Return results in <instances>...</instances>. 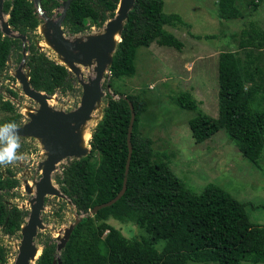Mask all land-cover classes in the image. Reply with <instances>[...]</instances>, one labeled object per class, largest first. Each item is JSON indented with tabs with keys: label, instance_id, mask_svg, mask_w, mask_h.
<instances>
[{
	"label": "trees",
	"instance_id": "obj_1",
	"mask_svg": "<svg viewBox=\"0 0 264 264\" xmlns=\"http://www.w3.org/2000/svg\"><path fill=\"white\" fill-rule=\"evenodd\" d=\"M242 1L245 0H218L217 18L221 22L245 21ZM254 1H248V7H256ZM118 2L72 0L63 21L66 33L79 35L92 26L102 27L114 17ZM61 6V0H41L42 10L49 17ZM163 7L161 0H135L108 67V84L113 94H106L102 117L91 132L90 153L69 160L62 177L57 178L62 194L79 215L113 199L125 178L131 104L134 122L125 192L111 206L83 217L60 253H56V245L49 237L38 235L42 251L36 264H54L57 257L60 264H264V225L253 221L247 210L264 206L241 202L215 182L206 184L199 193L189 190L170 169L169 162L153 159V141L147 134L140 135V117L149 109L143 92L124 94L115 86L117 80L135 75L140 48L157 44L182 50L183 43L165 28L189 24L176 13H165ZM2 11L9 15L11 29L27 38L25 66L30 86L49 96L72 89L69 70L47 57L33 42L41 24L33 0H4ZM235 34L240 36L237 50L218 56L217 117L201 112V103L190 91L170 94L167 99L180 109L196 113L188 121L196 144L224 131L241 156L259 169L264 148V29L251 21L231 36ZM190 35L200 41L217 38ZM20 51V41L3 36L0 31V71L9 55ZM21 56L18 54V58ZM12 105L0 98L2 110L12 112ZM20 119L21 116L13 115L0 124L15 121L19 125ZM18 185L19 181L12 177H0V190L5 194ZM25 216L26 211L8 205L0 195L2 233L15 235ZM109 219L132 223L146 235L126 238L108 224ZM158 243H163L160 250ZM7 257L6 248L0 244V264H6Z\"/></svg>",
	"mask_w": 264,
	"mask_h": 264
},
{
	"label": "rangeland",
	"instance_id": "obj_2",
	"mask_svg": "<svg viewBox=\"0 0 264 264\" xmlns=\"http://www.w3.org/2000/svg\"><path fill=\"white\" fill-rule=\"evenodd\" d=\"M161 1L164 3L165 13H176L189 24V27L166 26L165 28L183 43L182 50L157 44H151L148 48H140L135 62V75L117 80L115 86L119 87L124 94L138 95L143 92L142 95L148 103L149 109L140 117L142 120L141 126H139L140 135L147 134L153 141V151L155 152L153 159L169 162L170 169L189 190L199 193L206 184L215 182L220 187H226L232 196L241 202L253 206H264V148L258 160V169L241 156L236 146L228 140L224 131H219L209 140L196 144L188 125V121L195 117L196 113L180 109L170 99H167L170 94L190 91L193 97L201 103L198 104L201 112L213 118L217 117L218 56L224 51L237 50L240 36L239 34H235V37L231 35L246 27L248 22L252 21L257 27L264 29V0H255L256 7H248L247 3L250 0L242 1L245 5L241 11L246 15V20L229 22H221L217 18L218 0ZM54 16L56 18L58 14H54ZM5 18L7 20V15ZM41 21L34 33L33 42L47 57L59 63L60 57L49 44L45 35L46 25L42 19ZM104 26H92L84 34L79 35L67 34L65 30L64 35L71 42L75 41V37L84 41L88 36L102 33ZM190 34L215 35L217 38L200 41L194 39ZM18 54H21V51L12 54L6 66L0 71L1 102L10 100L13 104L12 112L0 108V121L13 115H19L21 116L20 123L24 124L28 122L29 116L23 114V109L28 108L31 114H34L39 106L23 94L21 86L15 78L17 70L28 74V69L22 61L23 55L21 54V58H18ZM25 54L26 57L27 52ZM77 66L78 73L72 74L71 77L72 89L65 93L59 91L48 101L52 110L71 112L78 108L82 95L80 80L88 81V72L91 70V66L94 67V63L92 65L77 64ZM108 82L109 70L103 74L101 81L103 96L87 123L83 125L85 126L84 131L90 134L89 141L83 147L86 155L91 150V132L102 117L106 94H113ZM114 97L118 99L117 96ZM19 151L25 154L26 158L12 165L0 166V177L7 175V167L14 171L20 185L19 188L11 191L14 195L6 200L11 203V206L16 205L29 210L30 200L33 196L24 192L23 182L28 180L31 188H34V183L40 179V165L46 159V153L36 138L29 137H21ZM68 164V159L62 161L51 175L53 186L61 194V184L57 178L62 177L63 169ZM60 207H62L61 211ZM247 210L250 211L253 221L264 225V207L256 208L255 211ZM77 215L79 214L65 195L48 196L42 213L43 226L39 233L44 236V239L49 236V241L52 240L57 244L56 238L66 227L73 224ZM89 216L91 215L89 214ZM107 222L119 229L126 238H140L142 235H146L144 230L132 223L123 224L113 219H109ZM19 242L20 240L16 236L7 237L0 232V244L8 251V264L14 263ZM156 247L160 250L163 243H158Z\"/></svg>",
	"mask_w": 264,
	"mask_h": 264
},
{
	"label": "water",
	"instance_id": "obj_3",
	"mask_svg": "<svg viewBox=\"0 0 264 264\" xmlns=\"http://www.w3.org/2000/svg\"><path fill=\"white\" fill-rule=\"evenodd\" d=\"M72 0H65L62 4V10L56 19L49 18L42 10L41 0H33L36 11L39 13L46 25L45 35L48 42L55 50L58 56L64 62L70 73L76 75L78 73L77 64L92 65L93 78L87 82L80 80L82 86V95L79 106L71 112L55 111L49 107L48 101L53 97L45 93L34 90L29 83L28 74L22 73L20 70L15 72V78L18 80L21 90L25 96L38 104V109L34 114H29L27 123L19 126V136L36 138L44 152L46 159L41 163L40 179L34 183L31 188L29 181H24V189L27 194H33L30 200V214L28 221L23 227L21 233L20 245L18 247L17 256L14 264H34L38 258L39 247L36 244L37 229L42 227L40 214L44 209V199L47 196H62V194L53 186L51 175L56 170L58 164L66 159H80L86 156V151L80 146V130L85 122L88 121L92 112L96 108L97 103L103 96L101 89V81L103 74L108 72L111 64L112 54L116 45L120 42V34L129 11L133 8L135 0H119L115 15L105 23L102 33L88 36L86 40H78L71 42L65 38L62 30V23L65 19L68 7ZM3 0H0V31L3 36L11 39H19L22 42V61L25 62L26 37L13 31L6 21H2ZM118 37V41H115ZM9 60V59H8ZM131 117L127 131L128 158L125 166V178L120 192L110 201L95 206L90 215H94L98 210L109 207L118 201L126 189V175L129 168V160L131 155L130 137L134 122L133 107L129 104ZM34 189V190H33ZM82 216H75L73 224L64 229L61 237L57 238L58 244L56 251L61 252L70 235L77 224L82 220ZM60 264V259L57 260Z\"/></svg>",
	"mask_w": 264,
	"mask_h": 264
},
{
	"label": "clouds",
	"instance_id": "obj_4",
	"mask_svg": "<svg viewBox=\"0 0 264 264\" xmlns=\"http://www.w3.org/2000/svg\"><path fill=\"white\" fill-rule=\"evenodd\" d=\"M65 0H61V3L63 4V2H64ZM3 2H4V0H3ZM69 8V7H68ZM36 9V8H35ZM60 9V10H59ZM61 10H62V6L60 7V8H57V9H55L54 11H53V14L52 15H54V14H58V16H59V14H60V12H61ZM60 11V12H59ZM44 12V11H43ZM38 13V12H37ZM45 13V12H44ZM46 14V13H45ZM5 15H7V20H5L7 23H8V18H9V15L7 14V13H3V11H2V16H5ZM47 15V14H46ZM38 16L40 17V15H39V13H38ZM49 17V16H48ZM66 17V16H65ZM49 18H53V19H56L55 18V16H52V17H49ZM42 18L40 17V20H41ZM42 22V21H41ZM8 25H9V23H8ZM10 27V26H9ZM11 28V27H10ZM64 29V27H63V23H62V30ZM63 31H65V29L63 30ZM17 33V32H16ZM17 34H19V33H17ZM19 35H22V34H19ZM23 36H25V35H23ZM26 37V36H25ZM15 40H19V39H15ZM26 40H27V38H26ZM20 41V43H21V47H22V49H23V46H22V42H21V40H19ZM28 45V41H26V43H25V45H24V49H25V47ZM26 52V51H25ZM25 63V62H24ZM70 72V71H69ZM72 74V73H71ZM8 101H10V100H8ZM5 102V101H4ZM11 102V101H10ZM21 125H23V123H21V124H19V125H17V123L15 122V121H10V122H6V123H4V124H0V166H7V165H12V164H15V163H17V162H19V161H22V160H24L26 157H25V154H23V153H21L19 150H20V148H21V137L19 136V126H21ZM24 138V137H23ZM68 160H71V159H68ZM62 162V161H61ZM8 169H6V171H7ZM3 178L5 179L6 178V175H3ZM13 178V177H12ZM19 180V179H18ZM28 181V180H27ZM19 185H20V181H19ZM16 189V187H14L13 189H11L10 190V192H9V194H5L4 193V191H3V189H1L0 190V195L3 197V199L5 200V202L8 204V205H10L11 206V203H9L6 199L8 198V197H10L11 195H14V193H11V191L13 190H15ZM24 192H25V189H24ZM32 196H33V194H32ZM48 197V196H47ZM47 197L44 199V204H45V201H46V199H47ZM12 206H15L16 208H18L20 211H26L27 212V216H25L24 218H23V223L21 224V226H20V229H19V231L15 234V235H12V236H16L19 240H21V233H22V230H23V227H25V225H26V223H27V221H28V218H29V214H30V208H29V210H27V209H25V208H20V207H18V206H16V205H12ZM44 210V209H43ZM90 211L91 210H89L88 212H87V214H83V213H81L80 215L82 216V217H84V215L85 216H89V213H90ZM42 213H43V211L41 212V214H40V220H41V223H42V226H43V222H42ZM79 216V215H78ZM91 216H93V215H91ZM83 219V218H82ZM75 220V219H74ZM81 222V221H80ZM78 225V224H77ZM76 225V226H77ZM42 228V227H41ZM40 228V229H41ZM67 228V227H66ZM65 228V229H66ZM40 229H37V235H36V244H37V246L39 247V254H41V251H42V247H41V245H39L38 244V242H37V239H38V235H42V234H40L39 232H40ZM2 233V232H1ZM64 233V230H63V232L60 234V236H58V237H61L62 236V234ZM72 234V233H71ZM105 234V233H104ZM2 235L3 236H7V237H12V236H9V235H5L4 233H2ZM71 236V235H70ZM47 237H49V236H47ZM57 237V238H58ZM50 238V237H49ZM57 238H56V240H57ZM50 241H52V240H50ZM58 244V243H57ZM57 244H55L56 246H57ZM2 245V244H1ZM19 245H20V242H19ZM55 246V247H56ZM19 247V246H18ZM41 247V248H40ZM41 250V251H40ZM17 252H18V249H17ZM7 253H8V251H7ZM56 253H58L57 251H56ZM60 253V252H59ZM17 256V255H16ZM40 256V255H39ZM39 256H38V258H39ZM37 258V259H38ZM37 259L35 260V262H34V264H36V261H37ZM59 259V257H57V260ZM14 263H15V260H14ZM13 263V264H14ZM6 264H8V257H7V263ZM54 264H58L57 263V261H54Z\"/></svg>",
	"mask_w": 264,
	"mask_h": 264
},
{
	"label": "bare ground",
	"instance_id": "obj_5",
	"mask_svg": "<svg viewBox=\"0 0 264 264\" xmlns=\"http://www.w3.org/2000/svg\"><path fill=\"white\" fill-rule=\"evenodd\" d=\"M5 20H6L5 16H3L2 21H5ZM115 41H118V37H116ZM59 63H61V64L63 63L64 64V62L62 61L61 58L59 59ZM91 78H93V67L92 66H91V70L88 72V79H91ZM23 114L29 115V114H31V111H29L28 108H25V109H23ZM86 123L87 122H85V124ZM84 130H85V126H82V128L80 130V146L82 148L89 141V138H90L89 132H85Z\"/></svg>",
	"mask_w": 264,
	"mask_h": 264
},
{
	"label": "flooded vegetation",
	"instance_id": "obj_6",
	"mask_svg": "<svg viewBox=\"0 0 264 264\" xmlns=\"http://www.w3.org/2000/svg\"><path fill=\"white\" fill-rule=\"evenodd\" d=\"M52 16H54V15H51L50 17H52ZM58 17V16H57ZM18 168H20L19 166H18ZM7 169H8V171H9V174H7L6 175V178L7 177H13L14 179H16V180H18V176H16V174L14 173V171L12 170V169H9V167H7ZM19 181V180H18ZM17 188H19V185L18 186H16V189ZM1 228H0V232H1Z\"/></svg>",
	"mask_w": 264,
	"mask_h": 264
},
{
	"label": "crops",
	"instance_id": "obj_7",
	"mask_svg": "<svg viewBox=\"0 0 264 264\" xmlns=\"http://www.w3.org/2000/svg\"><path fill=\"white\" fill-rule=\"evenodd\" d=\"M21 54H22V47H21ZM12 56V53L9 55V57L7 58V61L8 59ZM61 64V63H60Z\"/></svg>",
	"mask_w": 264,
	"mask_h": 264
}]
</instances>
